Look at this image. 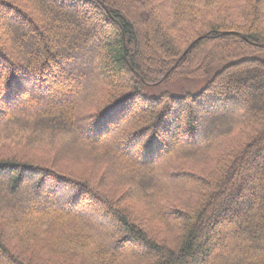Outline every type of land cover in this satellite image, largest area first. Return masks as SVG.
<instances>
[{
  "label": "trees",
  "instance_id": "16d2710c",
  "mask_svg": "<svg viewBox=\"0 0 264 264\" xmlns=\"http://www.w3.org/2000/svg\"><path fill=\"white\" fill-rule=\"evenodd\" d=\"M0 10V264H206V229L235 239L214 264H264V0ZM183 79L209 80L151 95Z\"/></svg>",
  "mask_w": 264,
  "mask_h": 264
},
{
  "label": "rangeland",
  "instance_id": "374dc122",
  "mask_svg": "<svg viewBox=\"0 0 264 264\" xmlns=\"http://www.w3.org/2000/svg\"><path fill=\"white\" fill-rule=\"evenodd\" d=\"M74 18L77 20V22H79L80 24H83L86 26V24L88 25V23L86 21H83V19L81 18L80 15H74ZM5 15L4 13L0 10V30H5ZM49 31H51L50 29L51 28H48ZM101 29V28H100ZM6 31V30H5ZM106 37H109L108 34H104ZM61 37H58L59 39L58 40H61V43L63 45H65V42L67 43V40H66V36L63 34L60 35ZM57 37V36H56ZM55 37V38H56ZM184 48L181 50L183 51ZM186 53V52H185ZM99 54H102V52ZM209 79H201V80H177L176 82H170V83H167V84H163L161 86H159L158 88L156 89H153L151 91V95L152 96H156L158 95L159 93L161 92H170L172 95H176V96H180L182 95L183 93H190V94H194V93H197L199 92L200 90H202L207 82H208ZM48 104H45V105H40L39 107H37L35 104H29V105H20L19 106V110H29V111H38L40 110L41 108H47ZM139 111V110H138ZM136 111V112H138ZM131 114H133V112H131ZM174 142V141H172ZM175 143V142H174ZM173 143V144H174ZM177 144V143H175ZM61 159V158H60ZM263 158H261L260 160H262ZM62 160V159H61ZM69 163V164H68ZM64 164L67 165V168L66 170L67 171H70L72 173H76L74 170L77 166H87L86 164H89L88 162H83L81 159H77L75 161L73 160H68L66 162H64ZM60 166H63L61 164H59ZM65 167V166H64ZM204 168V167H203ZM207 169V168H206ZM195 174V173H194ZM194 176H197V178H203L201 176H199L198 174H195ZM117 194L118 195H123L122 193V190H115L114 191V194ZM119 197V196H117ZM124 197V196H122ZM124 199V198H123ZM127 203L129 204L128 200H126ZM88 211L85 212L87 213L86 215L90 218H92L93 220H99L97 218L94 219V215L97 216L99 214L98 210L96 209V207H94V203L91 204L89 207H87ZM134 212H136V214H138L140 212V210L138 208H135L134 207ZM142 214V213H141ZM220 222L222 221L221 219L219 220ZM148 227L150 228L151 232L153 234H156V236L160 239H169L170 237L167 238V234H165L163 231H161L160 227H158V225L154 224V223H148ZM179 227V225H177ZM210 225H207L208 228ZM232 229V226L230 225H225L223 227V232H227L229 230ZM212 233V232H211ZM207 234L209 235L210 233L208 232V229H206V231H203V237L199 240V243H207L208 247L210 248V251L208 252H205L203 255L204 257V260H206V264H214V262L212 261V256L214 255H217L219 256L223 251H225L227 248H231V246L233 245L234 243V238H230L228 235H225V236H221L220 235V232H216L213 236L209 235L207 237ZM227 244V245H226ZM131 245H126L124 247V249H128V250H133V252H140V249H137V248H133L131 249ZM237 253L235 254L234 252H232L230 255H227V259L228 261H231L233 259V257H236ZM202 257V258H203Z\"/></svg>",
  "mask_w": 264,
  "mask_h": 264
},
{
  "label": "water",
  "instance_id": "95a60500",
  "mask_svg": "<svg viewBox=\"0 0 264 264\" xmlns=\"http://www.w3.org/2000/svg\"><path fill=\"white\" fill-rule=\"evenodd\" d=\"M166 77V76H165ZM165 77L163 79H165Z\"/></svg>",
  "mask_w": 264,
  "mask_h": 264
}]
</instances>
